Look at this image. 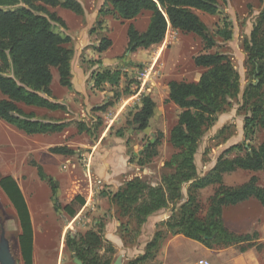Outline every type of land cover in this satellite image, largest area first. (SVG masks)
<instances>
[{
    "label": "rangeland",
    "instance_id": "rangeland-1",
    "mask_svg": "<svg viewBox=\"0 0 264 264\" xmlns=\"http://www.w3.org/2000/svg\"><path fill=\"white\" fill-rule=\"evenodd\" d=\"M64 1V0H61ZM81 13L62 6L47 7L55 12L65 26L53 23V30L67 37L64 46L71 50V88L59 83L58 73L52 68L50 101L64 108L48 110L19 103L27 113L39 119L60 120L68 125L62 132L26 134L0 119V178L12 176L17 182L30 213L34 230L33 264H76L66 245L69 236H80L87 231L102 235L104 253L111 264H127L144 252L142 248L162 228L137 227L131 220L120 217L110 204L109 196L126 181L142 178L152 186L161 182L168 172L165 163L176 149L169 141V134L182 109L168 100V82H196L204 71L194 64V57L209 52L225 53L236 64L240 77V91L231 100V106L217 114L216 122L206 130L195 155L199 175L214 166L223 152L236 144L258 147L264 140V128H256L249 138L244 136L243 91L248 83L258 79L251 73L247 55L243 49L244 39L250 36L264 2L261 0H226L219 2L218 11L207 14L194 13L205 25L207 36L215 43L206 48L202 37L193 32L168 28L162 43L127 51V28L129 24L145 30L150 12L143 11L131 20L121 19L113 11L112 0H76ZM230 29L232 37L224 41L218 30ZM102 39L111 41L103 51L98 50ZM109 69L119 72L117 84L104 83L97 87L96 75ZM151 97L155 103L152 117L145 130H137L131 120L141 107L142 98ZM4 96L0 93V99ZM113 103L109 105V103ZM105 106V109L99 110ZM83 123L88 131H79ZM228 139L217 143L214 136L223 128ZM58 146L68 147L72 155L52 153ZM154 146L155 155L148 157V149ZM243 153L231 151L226 157ZM38 167L55 181L56 199L60 207L67 204L75 209L74 216L54 208L52 190L47 180L40 178ZM254 175L258 185L264 187V169L260 171L238 170L224 178L226 185H238ZM187 185L183 187L186 198ZM214 188L200 191L203 209ZM81 195L85 203L79 206L74 199ZM175 206H169L172 210ZM224 226L238 234L258 233L253 246L240 252L239 245L214 247L210 264H264V206L250 198L222 211ZM2 228L10 242L17 264H23L17 236L20 233L16 212L0 188V234ZM154 231L149 238V234ZM117 237L122 247H116ZM169 238V237H168ZM168 238L156 254V264H194L201 255L200 243L191 239L181 240L176 248L165 250ZM141 239H144L143 242ZM115 242V243H114ZM194 247H197L195 249ZM177 249L179 251H177ZM120 258L119 263H116ZM227 259V261H226Z\"/></svg>",
    "mask_w": 264,
    "mask_h": 264
},
{
    "label": "trees",
    "instance_id": "trees-1",
    "mask_svg": "<svg viewBox=\"0 0 264 264\" xmlns=\"http://www.w3.org/2000/svg\"><path fill=\"white\" fill-rule=\"evenodd\" d=\"M220 1L226 0H112V4L117 16L125 20L134 19L143 11L150 12L145 30L140 32L133 24L128 25L127 51L134 52L162 43L168 28L196 33L205 41L206 48H213L215 43L207 36L205 25L194 10L213 15L218 11ZM57 6L75 13L82 12L76 0H0V93L4 96L0 99V119L29 135L62 132L68 125L60 120L39 119L34 113H27L19 107V103H22L48 110L64 108L42 95H50L52 68L57 70L59 83L71 88L72 52L64 46L68 39L53 30V23L61 27L65 24L55 12L47 9ZM218 34L224 41L232 37L230 29L218 30ZM110 44V40L102 39L98 50H106ZM243 49L251 73L258 79L256 83L247 84L242 96L245 111L243 132L249 138L256 128H264V5L250 36L244 39ZM194 64L204 69L198 81L168 82V100L182 109L169 134V141L176 149L165 163L169 171L161 176L157 186L135 177L109 196V202L118 215L128 218L137 227L144 224L150 215L179 204L161 223L162 229L146 244L144 252L127 264H156V254L170 236L182 235L210 249L239 245L240 252L250 249L258 236L257 232L238 234L227 229L223 224L222 211L227 206L250 198L264 206V187L258 185L254 175L238 185H226L224 178L238 170H263L264 140L258 147L236 144L226 149L203 175L198 174L195 163V155L206 130L216 122L218 113L231 106V100L240 91L236 64L221 52L198 54L194 57ZM119 75L118 71L112 73L106 69L96 75L94 83L98 88L104 83L117 84ZM154 108L151 97H143L141 107L131 120L132 126L145 130ZM103 109L105 106L99 108ZM225 129L223 127L214 136L219 144L229 137L225 135ZM84 130L89 129L80 123L79 131ZM234 150L243 154L226 157ZM148 151V157L155 155L154 146ZM51 152L73 154L71 149L64 146L54 147ZM38 174L50 184L55 210L62 209L69 216H74L76 211L71 204L60 207L57 202L55 181L47 177L41 167H38ZM185 185L186 198L183 193ZM209 186L214 191L208 197L204 210L200 191ZM0 188L12 204L19 221L17 242L21 260L23 264H33V226L24 196L10 175L0 178ZM73 200L79 206L85 203L81 195H76ZM103 242L101 233L87 231L80 236H69L66 245L82 264H111L107 252L113 253L114 249L109 246L104 253H99Z\"/></svg>",
    "mask_w": 264,
    "mask_h": 264
},
{
    "label": "crops",
    "instance_id": "crops-1",
    "mask_svg": "<svg viewBox=\"0 0 264 264\" xmlns=\"http://www.w3.org/2000/svg\"><path fill=\"white\" fill-rule=\"evenodd\" d=\"M171 213H172V210H168V208L160 210V211L150 215L147 218L146 222L143 224V226H145V225H146V227L151 226L155 230L157 226L161 227V223L164 222L165 220H167V218L171 215ZM153 233H154V231L152 232V234L150 232L149 238L153 235ZM33 240H34V230H33ZM181 240L186 241L187 239L182 235L170 236L168 238L167 243L165 244V250L168 249V251H169L170 248H176L178 243L181 242ZM143 241H144V239H141V241H139V242H143ZM115 244H116L115 248H117L119 246L122 247L121 240L118 237H117V242ZM141 246L144 249L143 244ZM194 248L197 249V247H194ZM198 248H199V251L201 252V255L197 258V261L194 264H198V261H200V260L207 261L208 263H209V261H212V254H213L212 249L205 247L201 243H200V246ZM177 251H179V250L177 249ZM226 261H227V259H226Z\"/></svg>",
    "mask_w": 264,
    "mask_h": 264
},
{
    "label": "water",
    "instance_id": "water-1",
    "mask_svg": "<svg viewBox=\"0 0 264 264\" xmlns=\"http://www.w3.org/2000/svg\"><path fill=\"white\" fill-rule=\"evenodd\" d=\"M73 257H74V262L76 264H82L75 254H73ZM119 261L120 258L117 259L116 263H119ZM0 264H17L16 258L11 251L10 242L5 236V232L3 228L0 234Z\"/></svg>",
    "mask_w": 264,
    "mask_h": 264
},
{
    "label": "built area",
    "instance_id": "built-area-1",
    "mask_svg": "<svg viewBox=\"0 0 264 264\" xmlns=\"http://www.w3.org/2000/svg\"><path fill=\"white\" fill-rule=\"evenodd\" d=\"M198 264H209V263L207 261L200 260V261H198Z\"/></svg>",
    "mask_w": 264,
    "mask_h": 264
}]
</instances>
